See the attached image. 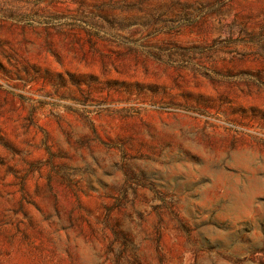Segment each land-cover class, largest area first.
Returning a JSON list of instances; mask_svg holds the SVG:
<instances>
[{"label": "rangeland", "instance_id": "rangeland-1", "mask_svg": "<svg viewBox=\"0 0 264 264\" xmlns=\"http://www.w3.org/2000/svg\"><path fill=\"white\" fill-rule=\"evenodd\" d=\"M0 264H264V0H0Z\"/></svg>", "mask_w": 264, "mask_h": 264}]
</instances>
